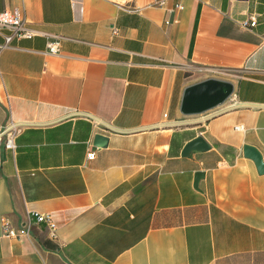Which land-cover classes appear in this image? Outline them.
Wrapping results in <instances>:
<instances>
[{"label":"crops","instance_id":"0c3cea01","mask_svg":"<svg viewBox=\"0 0 264 264\" xmlns=\"http://www.w3.org/2000/svg\"><path fill=\"white\" fill-rule=\"evenodd\" d=\"M157 1L0 0L35 31L0 30V264H264V0ZM208 76L231 97L181 113ZM33 211L55 236L2 233Z\"/></svg>","mask_w":264,"mask_h":264},{"label":"water","instance_id":"95a60500","mask_svg":"<svg viewBox=\"0 0 264 264\" xmlns=\"http://www.w3.org/2000/svg\"><path fill=\"white\" fill-rule=\"evenodd\" d=\"M232 85L228 80L217 77H205L200 80L191 82L184 86L179 110L183 114L197 113L209 109L220 104L230 94ZM107 136L96 133L92 143L94 145H105ZM208 144L200 135H196L189 139L183 146L181 154H187L193 149H205ZM244 155L250 157L258 172L264 171V162L261 160L259 151L250 144L242 145ZM197 174L194 177V185H196Z\"/></svg>","mask_w":264,"mask_h":264},{"label":"built area","instance_id":"2783aa9c","mask_svg":"<svg viewBox=\"0 0 264 264\" xmlns=\"http://www.w3.org/2000/svg\"><path fill=\"white\" fill-rule=\"evenodd\" d=\"M158 4L162 3V0L157 1ZM180 7L179 4H177ZM136 7H129L127 10H135ZM255 23V18L253 15H247L239 20V24L242 27H251ZM7 29L8 32L4 34V41H8L11 37H29L35 31L24 24L23 16L17 7L12 8H0V30ZM46 51L48 53L55 54L58 52V40L56 38L49 39L46 42ZM231 93L226 97L230 98ZM225 98V99H226ZM235 128H240L241 125H235ZM16 132V126L10 122L7 125L0 127V145L5 148H13L14 141L13 137ZM93 156V151L88 150L86 153L87 158H91ZM33 217L35 222H43L47 227L49 234L51 236H55V223L53 222L49 213L33 211L27 215L25 221L21 222L18 226L12 227L8 224H5L2 230V233L7 236H18V235H26L29 232V226L32 223Z\"/></svg>","mask_w":264,"mask_h":264}]
</instances>
